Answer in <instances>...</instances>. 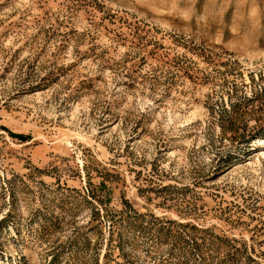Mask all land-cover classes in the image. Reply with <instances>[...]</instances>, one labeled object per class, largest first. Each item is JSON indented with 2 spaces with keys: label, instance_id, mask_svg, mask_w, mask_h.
<instances>
[{
  "label": "rangeland",
  "instance_id": "374dc122",
  "mask_svg": "<svg viewBox=\"0 0 264 264\" xmlns=\"http://www.w3.org/2000/svg\"><path fill=\"white\" fill-rule=\"evenodd\" d=\"M0 264H264V0H0Z\"/></svg>",
  "mask_w": 264,
  "mask_h": 264
}]
</instances>
